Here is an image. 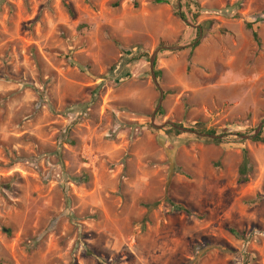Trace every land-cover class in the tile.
Segmentation results:
<instances>
[{"label":"rangeland","instance_id":"rangeland-1","mask_svg":"<svg viewBox=\"0 0 264 264\" xmlns=\"http://www.w3.org/2000/svg\"><path fill=\"white\" fill-rule=\"evenodd\" d=\"M194 1L0 0V264H264V0Z\"/></svg>","mask_w":264,"mask_h":264},{"label":"trees","instance_id":"trees-1","mask_svg":"<svg viewBox=\"0 0 264 264\" xmlns=\"http://www.w3.org/2000/svg\"><path fill=\"white\" fill-rule=\"evenodd\" d=\"M156 3H166L167 0H154ZM115 5H118V3H115ZM192 5L195 6V10H192ZM188 8V12L191 15V18L193 21H196L197 18L200 16V3L194 0H187L186 4ZM176 14L181 17L184 20H187V15L184 11L179 10V8L176 10ZM203 28V25H201ZM247 28L253 29L252 23H247ZM253 36L254 38L259 41V35L257 31L253 30ZM199 42L193 43L191 46V51L194 50L198 45ZM157 76L159 75L158 71H156ZM238 124L241 125L242 121L238 120ZM182 126V125H179ZM193 130L198 132L199 135L207 140H210L215 143H225V139L223 138V135H219L216 133V130L214 128H207L205 125L201 123H197L195 127H193ZM169 131L175 132V133H181L182 131L178 128L172 127L169 125ZM206 134V135H201ZM243 136V135H242ZM252 140L254 141H264V130H261L259 133L252 135ZM256 173V162L251 157L248 148H243V161L239 168V177L238 182H248ZM167 201L170 202L172 205L178 206L172 199L167 198ZM148 204L147 206H149ZM233 233H235V230H232ZM215 246L219 247L220 249H226L225 246L221 244H215Z\"/></svg>","mask_w":264,"mask_h":264},{"label":"water","instance_id":"water-1","mask_svg":"<svg viewBox=\"0 0 264 264\" xmlns=\"http://www.w3.org/2000/svg\"><path fill=\"white\" fill-rule=\"evenodd\" d=\"M197 27H198L200 33H199V37L195 40L194 43L198 42L199 39H200V37L203 35V29H202V27L200 25H198ZM183 47H184L183 45H164L162 47H158L154 51L153 55L151 56V73H152V77H153V80L155 81V84L159 87V89L161 91V96H160L159 104H158L157 108L155 109V111L153 112L152 117H151L152 122H153L152 125L154 127H156V128H160L161 127V125L155 124V118H156L157 110L160 108L161 103H162V100H163V97H164V91L160 87V85H159V83L157 81V74H156V71H155V61H156V57H157V54H158V52L160 51L161 48L170 49V50H180V49H183ZM168 124H170L172 127L178 128V129L183 130V131L190 130V129L185 128L183 126H179V125H177V124H175L173 122H168ZM192 131L194 133H196V134H199L198 132H196L194 130H192ZM255 134H257V132ZM201 135H206V134H201ZM245 137H247V136H245ZM247 255H249V254L247 253Z\"/></svg>","mask_w":264,"mask_h":264}]
</instances>
